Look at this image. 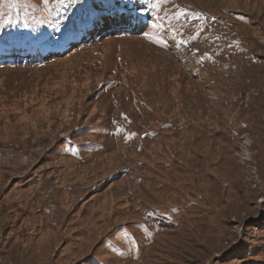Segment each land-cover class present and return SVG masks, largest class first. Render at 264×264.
Instances as JSON below:
<instances>
[{"label":"rangeland","instance_id":"1","mask_svg":"<svg viewBox=\"0 0 264 264\" xmlns=\"http://www.w3.org/2000/svg\"><path fill=\"white\" fill-rule=\"evenodd\" d=\"M22 3L0 58L74 50L0 66V264H264V0Z\"/></svg>","mask_w":264,"mask_h":264},{"label":"snow or ice","instance_id":"2","mask_svg":"<svg viewBox=\"0 0 264 264\" xmlns=\"http://www.w3.org/2000/svg\"><path fill=\"white\" fill-rule=\"evenodd\" d=\"M59 5L63 7H68V4L65 3V0H57ZM106 3L109 4V8L106 10L111 11L112 4L114 3V0H105ZM164 2V0H120V10L118 11V15L120 17V21L126 25L133 26V27H139L142 32H148L150 30H160L162 28V25L160 23H151L154 17L150 15L151 11L153 9L159 10L160 4ZM43 3L45 5L48 4V0H43ZM72 4L76 3V0H71ZM31 7V5L23 4L22 0H0V17H4L2 24L7 25L11 23V16L10 13L12 11H23L24 13L28 12V9ZM177 18L179 16L183 15V13H177ZM196 17H199L200 14H195ZM159 19V18H155ZM211 19H215V17H212ZM199 28V26H198ZM58 30V29H57ZM202 30V29H201ZM200 34V31L197 32V36ZM146 38L151 39L150 36H146ZM196 37H190L189 39H195ZM219 37H217V40ZM180 44H185V40H180ZM233 44H236V46H239L238 41H233ZM229 48L232 47V44L228 45ZM193 55H196V52H193ZM205 59H211V57L205 53L204 56L198 60V63H203ZM122 119L127 120V117L124 116V114H121ZM123 129L117 127L115 131V135H119ZM135 136V133H130L128 135H125L124 139L127 142L132 137ZM178 209L172 208L171 212H176ZM153 213H149V216H151ZM140 230L144 233V235H150L149 229L145 227L144 224L139 225ZM116 238L127 245L128 249L135 250L137 247V241L133 238V236L126 231L118 230L116 234Z\"/></svg>","mask_w":264,"mask_h":264},{"label":"trees","instance_id":"3","mask_svg":"<svg viewBox=\"0 0 264 264\" xmlns=\"http://www.w3.org/2000/svg\"><path fill=\"white\" fill-rule=\"evenodd\" d=\"M31 46L30 47H26L25 44H20L18 46V51H20L22 53V56L16 55L15 53H11L10 55L7 56H2V58H0V66H4V65H13V66H17V65H28V64H32L34 58L36 56L33 55V53H35V55H39V59L42 61L41 63H46L45 62V58H44V54L41 53V43L38 42L37 39L31 38ZM28 49L29 52L31 53H25V49ZM74 47L72 46H68L65 47L63 50H61L60 52H47L49 59L50 60H55L56 58H58L63 52H68V51H73ZM67 53L63 54L66 55Z\"/></svg>","mask_w":264,"mask_h":264}]
</instances>
